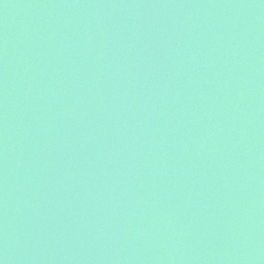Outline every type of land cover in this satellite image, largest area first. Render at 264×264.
Masks as SVG:
<instances>
[{"label": "water", "instance_id": "water-1", "mask_svg": "<svg viewBox=\"0 0 264 264\" xmlns=\"http://www.w3.org/2000/svg\"><path fill=\"white\" fill-rule=\"evenodd\" d=\"M0 264H264V0H0Z\"/></svg>", "mask_w": 264, "mask_h": 264}]
</instances>
